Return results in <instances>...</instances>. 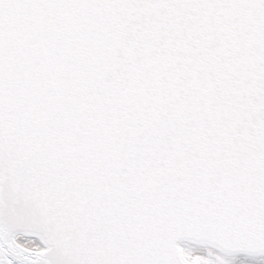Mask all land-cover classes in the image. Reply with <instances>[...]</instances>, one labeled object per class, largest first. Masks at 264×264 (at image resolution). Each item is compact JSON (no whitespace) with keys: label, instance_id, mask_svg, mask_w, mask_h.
Here are the masks:
<instances>
[{"label":"snow or ice","instance_id":"snow-or-ice-1","mask_svg":"<svg viewBox=\"0 0 264 264\" xmlns=\"http://www.w3.org/2000/svg\"><path fill=\"white\" fill-rule=\"evenodd\" d=\"M0 264H264V0H0Z\"/></svg>","mask_w":264,"mask_h":264}]
</instances>
